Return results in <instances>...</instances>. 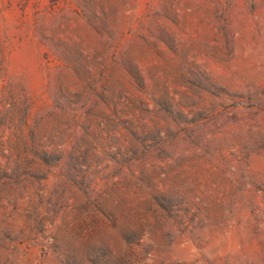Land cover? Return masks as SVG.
Wrapping results in <instances>:
<instances>
[{
  "label": "rangeland",
  "instance_id": "1",
  "mask_svg": "<svg viewBox=\"0 0 264 264\" xmlns=\"http://www.w3.org/2000/svg\"><path fill=\"white\" fill-rule=\"evenodd\" d=\"M0 264H264V0H0Z\"/></svg>",
  "mask_w": 264,
  "mask_h": 264
}]
</instances>
